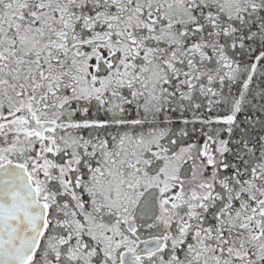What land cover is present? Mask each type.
Here are the masks:
<instances>
[{"label":"snow or ice","instance_id":"6c2138e0","mask_svg":"<svg viewBox=\"0 0 264 264\" xmlns=\"http://www.w3.org/2000/svg\"><path fill=\"white\" fill-rule=\"evenodd\" d=\"M0 264H264V0H0Z\"/></svg>","mask_w":264,"mask_h":264}]
</instances>
